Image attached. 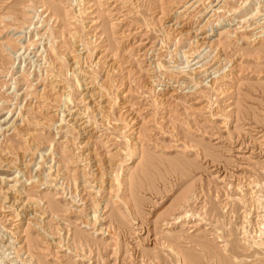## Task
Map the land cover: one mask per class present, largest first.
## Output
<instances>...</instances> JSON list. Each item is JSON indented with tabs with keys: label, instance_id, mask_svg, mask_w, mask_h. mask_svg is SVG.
I'll return each instance as SVG.
<instances>
[{
	"label": "rangeland",
	"instance_id": "obj_1",
	"mask_svg": "<svg viewBox=\"0 0 264 264\" xmlns=\"http://www.w3.org/2000/svg\"><path fill=\"white\" fill-rule=\"evenodd\" d=\"M263 226L264 0H0V264H264Z\"/></svg>",
	"mask_w": 264,
	"mask_h": 264
},
{
	"label": "bare ground",
	"instance_id": "obj_2",
	"mask_svg": "<svg viewBox=\"0 0 264 264\" xmlns=\"http://www.w3.org/2000/svg\"><path fill=\"white\" fill-rule=\"evenodd\" d=\"M260 9H261V8L258 7L257 10L252 14V16H251L250 18H255V19H256V16H259V13L261 12ZM207 37H208V36H204V38H203L202 40L208 39ZM77 83H78V85H81L79 79H77ZM84 86H85V85H84ZM85 92H87V91H85ZM94 96H95L94 93H91V92L88 93V92H87V93H85V94L83 95V101H86V100H87V101H91L92 106H93V103H95V102H94V100H95V97H94ZM68 98H69V96H68ZM66 101H67V100H66ZM95 101H96V100H95ZM68 102H69V99H68ZM96 102H98V101H96ZM90 105H91V104H90ZM98 106H99V105H98ZM98 108H99V107H98ZM102 108H103V106H101L99 109H100V112H102V113L104 114V112H106V111H103ZM88 109H89V108H88ZM81 111H82V110H81ZM86 111H87V109H86V110L84 109V112H86ZM79 112H80V111H79ZM82 112H83V111H82ZM84 112L82 113V115L85 114ZM80 114H81V113H79L78 115H80ZM105 114H106V113H105ZM82 115H81L80 117H82ZM85 118H86V117H85ZM102 118L105 119L104 116H102ZM76 119H81V120H82V119H84V117H82V118H76ZM81 120H80V121H81ZM78 121H79V120H74V122H73V124H72V125H75L74 127H76V128L79 127V126H76V122H78ZM84 124H86V125H84ZM80 125H83V126H86V127H90V126H92V125H94V124H91L90 121H89L88 119H87V120L85 119V121H84V122L82 121ZM90 128H91V127H90ZM85 129H86V128H85ZM83 130H84V129H83ZM86 131H87V130H86ZM83 132H84V131H83ZM89 137H90V136H89ZM90 139H91V138H85V139H84L85 142H86V144L89 143ZM133 142H134V141H133ZM134 143H135V142H134ZM135 147H136V146H135ZM130 154H131V153H130ZM130 156H131V155H130ZM132 157H133V155H132ZM101 171H102V170L99 171V172H100V176H102L101 179H102V181H105V180L103 179V177H104V173L101 174ZM114 172H115V171H114ZM114 172H113V173H114ZM113 173L110 174V177L112 176V179H111L110 181H111V182H114V183L116 182L115 184H117V183L119 184V180H120V179H119L118 176H117L118 174L116 175V174H113ZM108 175H109V173H108ZM123 176H124V175H123ZM118 179H119V180H118ZM108 181H109V180H108ZM38 183H40V182H38ZM38 183H37V184H38ZM38 185H39V184H38ZM99 186H100V185H99ZM109 186H110V185H109ZM37 187H38V186H37ZM100 189H101V186H100ZM260 228H261V227H260ZM263 228H264V226H263ZM263 231H264V230H263ZM260 232H262V231H260ZM261 234L263 235V232H262ZM259 235H260V234H259ZM262 235H261V236H262ZM261 236H260V237H261ZM260 245H261V244H260ZM263 245H264V244H263Z\"/></svg>",
	"mask_w": 264,
	"mask_h": 264
}]
</instances>
